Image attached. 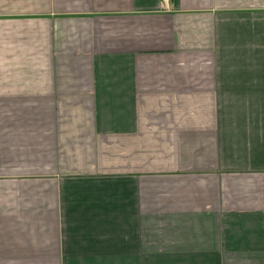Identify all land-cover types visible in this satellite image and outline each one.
I'll use <instances>...</instances> for the list:
<instances>
[{
    "label": "crops",
    "instance_id": "obj_1",
    "mask_svg": "<svg viewBox=\"0 0 264 264\" xmlns=\"http://www.w3.org/2000/svg\"><path fill=\"white\" fill-rule=\"evenodd\" d=\"M0 264H264V0H0Z\"/></svg>",
    "mask_w": 264,
    "mask_h": 264
},
{
    "label": "built area",
    "instance_id": "obj_2",
    "mask_svg": "<svg viewBox=\"0 0 264 264\" xmlns=\"http://www.w3.org/2000/svg\"><path fill=\"white\" fill-rule=\"evenodd\" d=\"M164 1H166V2H167L168 0H164Z\"/></svg>",
    "mask_w": 264,
    "mask_h": 264
}]
</instances>
